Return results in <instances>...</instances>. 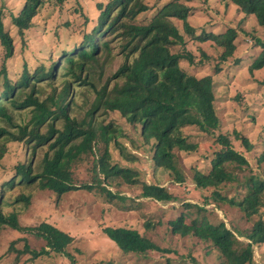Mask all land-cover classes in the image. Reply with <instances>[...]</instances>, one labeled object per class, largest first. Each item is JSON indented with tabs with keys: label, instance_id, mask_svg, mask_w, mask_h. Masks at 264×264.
<instances>
[{
	"label": "trees",
	"instance_id": "obj_1",
	"mask_svg": "<svg viewBox=\"0 0 264 264\" xmlns=\"http://www.w3.org/2000/svg\"><path fill=\"white\" fill-rule=\"evenodd\" d=\"M145 1L111 0L98 5L97 22L89 32H84L79 45L63 52L48 67L41 64L32 71L25 68L15 80L8 75L6 67L15 54L14 40L6 31L0 10V46L4 53L0 68V165L10 143L25 145L32 155L31 161L18 165L15 176L2 186V194L16 188L19 194L11 193L10 201H6L7 196L0 198V232L4 228L30 232L45 242L39 252L31 250L25 239L21 240L25 243L21 252L12 243L9 251L16 252V261L22 255L31 256L27 260L31 262L61 254L73 261L67 251L75 241L71 235L47 222L36 228L20 225L17 208L29 207L32 198L27 191L31 187L58 196L79 189L87 192L97 189L112 201L119 198L110 188L115 184L114 179H121L130 186L142 184L144 199L175 202L168 190L173 185L165 188L140 183L131 169L111 163V144L121 157L134 158L119 143L120 135L114 123L105 122L109 114L119 113L128 124L140 127L144 143L152 142L156 169L170 173L177 184L184 183L185 178L179 170L176 153H194L199 148L189 141L184 130L197 127L211 135L220 126L214 106L213 79L210 76L198 79L180 66L182 60L193 65L194 57L183 48L185 40L173 20L182 21L186 33L194 36V29L187 23L191 9L178 1L169 2L146 23H139L140 15L149 11ZM221 1L238 6L248 16L253 15L264 27V0ZM43 4L44 0H23L19 14L11 18L21 38L33 28ZM236 37L237 32L229 29L200 40H211L223 48L221 59L226 60L235 49ZM256 43L261 52L249 68L251 73L264 69V42L257 39ZM118 46L120 50L115 52ZM176 48L180 49L176 51ZM115 63L117 69H113ZM79 96L83 97L82 105L78 103ZM236 135L243 147L251 151L253 146L248 138ZM216 144L220 149L212 154L209 172L194 169L193 180L198 189H212V199L239 208L247 222L256 219L245 237L248 242H241L223 221L213 224L203 207L191 203L184 204L185 211L169 222V230L175 236L210 243L219 251L224 264H252L254 246L264 244V180L255 175L246 180L242 198L223 195L222 188L235 182L237 170L248 168L249 163L234 149L228 136L220 135ZM100 145H103L102 155L95 160ZM38 154L42 158L35 168ZM87 158H93L95 163L93 183L77 186L73 180L74 166ZM258 164H264V153ZM104 232L127 254L160 250L135 229L108 227Z\"/></svg>",
	"mask_w": 264,
	"mask_h": 264
},
{
	"label": "rangeland",
	"instance_id": "obj_2",
	"mask_svg": "<svg viewBox=\"0 0 264 264\" xmlns=\"http://www.w3.org/2000/svg\"><path fill=\"white\" fill-rule=\"evenodd\" d=\"M111 0H44L43 7L35 17L34 26L21 38L12 25L11 18L17 16L23 6V0H0V10L4 15V26L14 40V57L6 63L7 73L15 78L25 68L32 71L38 65L53 64L65 51L72 50L81 43L84 32H89L97 22L100 10L98 5H106ZM178 1L191 9L187 23L194 29L190 36L184 29L182 21L174 19L185 40V50L193 57V65L187 60L181 61V68L196 78L210 76L213 79L214 106L220 126L211 135L202 133L197 127H188L184 134L189 141L198 144L194 153H176L177 164L185 178L182 184L174 183L173 176L161 169H156L153 158L152 142L147 145L140 135V127L126 122L119 113H111L105 122L118 129V141L126 147V153L134 160L121 157L119 150L110 145L111 163L122 168H129L137 174L138 182L155 184L169 188L175 202L161 203L141 197V186L128 185L121 179H114L110 190L119 199L108 200L97 189L92 192L79 189L58 196L48 190L36 187L28 189L31 204L26 208H17L20 212L19 222L24 228H36L47 222L74 238V243L67 251L73 261L65 255L41 257L35 261L29 255H22L16 261L14 249L23 251L27 240L31 250L39 252L45 242L30 232H17L4 228L0 232V264H224L217 249L210 243L199 241L193 237L172 235L169 222L182 211L184 204L191 203L205 209L207 218L217 224L223 221L239 240L249 234L253 222H247L237 207L212 199V189H198L193 180L194 169L207 174L211 168L212 154L220 149L216 139L220 135L230 138L234 149L243 155L249 163L248 168L237 170L235 182L222 188V194L232 198H242L246 189L244 182L253 175L264 180V164L259 166L258 160L264 153V69L250 72L254 59L261 48L256 40L264 42V27L260 26L253 15H246L238 6L221 0H146L149 11L140 15L139 23H146L161 7L169 2ZM88 20V21H87ZM229 29L237 32L234 40L235 49L226 60L221 59L224 49L215 42L201 41L209 35L223 34ZM196 38V37H195ZM180 48H176V51ZM118 48L115 50L118 51ZM182 50V48H181ZM203 53L206 55H203ZM4 62V53L0 46V68ZM117 63L113 69H117ZM1 91V87H0ZM49 89H46V93ZM79 105L83 97H78ZM246 137L252 144L247 151L237 139ZM103 145L97 149L96 157L102 155ZM42 154L35 157L37 167ZM32 159L31 152L23 144L10 143L8 153L0 165V198L12 193L19 194L18 188L2 194L3 184L16 174V167L28 164ZM93 158H87L74 166V184L77 186L93 183ZM9 212V209H7ZM149 226V227H147ZM124 227L138 230L150 238L160 250L148 251L144 254H127L105 234L104 229ZM166 252H164V251ZM252 264H264V244L254 246Z\"/></svg>",
	"mask_w": 264,
	"mask_h": 264
}]
</instances>
